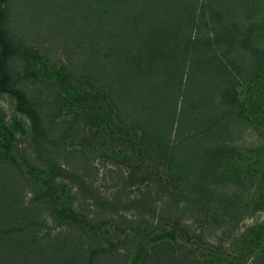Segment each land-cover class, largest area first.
Returning <instances> with one entry per match:
<instances>
[{"label": "trees", "instance_id": "16d2710c", "mask_svg": "<svg viewBox=\"0 0 264 264\" xmlns=\"http://www.w3.org/2000/svg\"><path fill=\"white\" fill-rule=\"evenodd\" d=\"M20 7L24 14L13 13ZM29 12L39 31L17 32ZM39 50L61 54L62 69L74 81L71 99L37 76V60L47 62ZM15 61H21V72ZM258 79L264 80V0H3L0 5V93L13 96L16 110L29 120L22 161L48 172L49 186L68 182L81 200L90 197L95 213L117 212L124 219L129 203L151 214L163 205L148 196L149 183L135 185L129 203L100 197L86 182L87 173L71 167L87 153L68 148V138L97 132L109 122L116 128L113 138L131 143L134 136L137 154L153 162L154 175L165 162L175 188L184 183L189 192L223 203L225 190L240 183L232 158L252 126L237 88ZM36 83L51 90V101L33 98L30 87ZM68 106L70 116L63 117ZM36 187L15 159L0 161V264H124L113 241L71 219L62 222L63 214H53V200L35 199ZM26 193L33 197L26 200ZM138 264L213 260L157 239ZM252 264H264V243Z\"/></svg>", "mask_w": 264, "mask_h": 264}, {"label": "rangeland", "instance_id": "374dc122", "mask_svg": "<svg viewBox=\"0 0 264 264\" xmlns=\"http://www.w3.org/2000/svg\"><path fill=\"white\" fill-rule=\"evenodd\" d=\"M2 4L3 0H0ZM13 13L24 14V10L15 8ZM28 15L31 13L25 15L24 21L20 20L15 29L17 32L33 34L39 31L36 23L29 22ZM39 51L46 56L47 62L37 60V76L71 99L73 95L69 91L73 93L74 81L62 69L61 54L56 50ZM14 68L21 72V61H15ZM237 90L252 126L237 142L240 152L232 158L240 183L225 190L228 197L222 198L223 203H218L216 196L207 193L189 192L181 182V187L175 188V180L167 178L165 162L156 166L158 175H154L153 162L137 154L134 136L130 137L131 143L119 141L112 136L116 128L106 122L97 132L85 130L66 140L68 148H82L87 153L72 162L71 167L75 166L78 174L87 173L86 182L100 192V197L112 202L118 197L124 202H132L135 185L144 187L149 183L148 196L159 201L163 210L158 209L155 214L143 213L132 202L128 204L129 208L122 210L124 219L117 212H93L95 205L91 204L94 201L90 197L81 200L77 196H81L79 190L72 188L70 183L56 181V188L49 186L46 183L48 172H37L24 164L23 137L29 130V120L16 110V99L7 93H0V161L15 159L24 174L36 182V200H53V214H63V217L59 216L62 222L71 219L113 241L123 254L124 264H138L149 245L157 239H168L177 251L189 249L196 256L209 257L213 264H252L254 253L264 243V200H261L264 187L261 189L259 183L261 179L264 183V80L243 82ZM30 92L33 98L40 100L50 97L51 101L53 96L44 83L32 85ZM69 109L70 106L64 111L66 114L62 112L63 117L70 116ZM122 186L123 193L119 194ZM32 197L33 193L25 194L26 200ZM51 216H46V220L49 227H54Z\"/></svg>", "mask_w": 264, "mask_h": 264}]
</instances>
